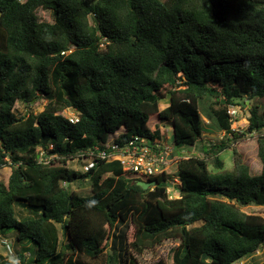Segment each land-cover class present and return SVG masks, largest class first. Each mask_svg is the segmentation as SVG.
Returning <instances> with one entry per match:
<instances>
[{
    "label": "trees",
    "instance_id": "1",
    "mask_svg": "<svg viewBox=\"0 0 264 264\" xmlns=\"http://www.w3.org/2000/svg\"><path fill=\"white\" fill-rule=\"evenodd\" d=\"M39 9L52 11L54 23L40 21ZM245 96L252 103L248 130L259 135V175L235 149L233 169H224L218 154L231 149L226 142L212 147L218 170L207 158H181L172 169L182 183L176 199L167 196L165 175L145 191L120 162L86 173L67 167L80 150L121 128L122 143L138 135L156 141L166 135L159 125L168 124L176 155L202 138L204 118L237 141L230 109L246 105ZM40 97L48 100L41 113L15 114L18 101ZM260 99L264 0H0V169L11 168L9 182L0 183V232L14 229L17 242L37 245L34 258L23 250L9 260L0 235V264H88L83 257L108 253V264H119L115 238L122 241L125 230L115 232L131 224L126 251L141 254L176 240L172 264L253 257L264 246V216L243 208L264 207ZM68 109L78 123L61 114ZM39 148L57 158L39 163ZM80 180L91 182V195L71 191ZM17 203L35 217L18 218ZM123 262L142 264L133 257Z\"/></svg>",
    "mask_w": 264,
    "mask_h": 264
},
{
    "label": "rangeland",
    "instance_id": "2",
    "mask_svg": "<svg viewBox=\"0 0 264 264\" xmlns=\"http://www.w3.org/2000/svg\"><path fill=\"white\" fill-rule=\"evenodd\" d=\"M168 1V0H163ZM38 17L40 21L42 22H48V23H54L55 18L52 11L39 9L37 11ZM244 99H246V105H243V101L240 102L241 106H236L232 110L233 114V130L236 132L238 136H240V139L237 141H229L232 138V135L229 136L228 134L220 131L217 129L211 122H209L207 119L204 118L205 121V131L201 139H199L194 147L191 148H185L182 149V152L180 154L182 159L189 158V157H202L207 158L210 168L212 170H218L215 165V155L213 154L212 147L215 145H220L222 143H225L228 145L231 149H226L221 151L218 154V158L222 162V166L224 169L231 171L233 169V162L235 155L233 154L234 149L237 151L238 155L243 158V161L246 165L249 166L250 174L251 175H259L262 171V163L260 162L258 158V144H257V137L259 136L256 132H250L248 130L250 122H249V116L250 112L249 109H251L252 103L247 100V97L245 96ZM254 104L256 101H252ZM243 103V104H242ZM259 103L261 106L264 107V99H260ZM48 104V100L44 97H40L38 100L33 101L32 103H26L23 101H18L15 105L14 112L18 117H26L30 113L33 114H39L41 113L46 105ZM169 106L168 99L163 101L161 103V109H165ZM65 115H74L76 114L73 110L68 109L65 112ZM166 129V134L171 139L172 129L168 124L165 125H159ZM124 132V128H121L116 133H122ZM115 133V134H116ZM172 140V139H171ZM173 142V141H171ZM67 167L70 170L82 172L83 166L78 161H71L68 163ZM176 166H173L170 170L172 173V169ZM11 175V168L9 166L4 167L0 169V183L7 184L9 182V178ZM71 191L77 192L81 194L82 196H89L91 195V182L89 180H80L72 182L69 186ZM175 194H178L177 190L174 192ZM15 211L18 218L23 219L26 217H35L34 213L32 214L25 205H20V203L15 204ZM244 211L248 213H259L264 216V207H257V206H250L243 208ZM127 227H129L127 229ZM60 230V239H61V248L65 247L67 248V244L69 242V239L67 235L63 232L62 228L59 226ZM125 230V231H123ZM134 227L133 225H119L117 234L121 233L123 231L122 235V241L118 239V237L115 238L117 240V248L119 249V264H124L123 260L127 257H133L136 258V260L139 263L142 264H153L159 261H164L167 264L173 263V252L174 250L179 246L180 242L176 240H167L164 241L161 245L151 248V249H145L144 252L139 254L136 250L131 248V251H126V236H128V242H132L134 239ZM1 238L3 240L7 239L11 241L14 245V252H21L25 250L26 252L31 253V257H35V253L37 250V245L35 243H19L17 242V235L18 232L14 229L6 230L3 232H0ZM112 240H109V244H111ZM124 244V248L120 249L121 244ZM113 246L115 245V242H112ZM4 247V246H3ZM3 247L1 246V253L5 256L6 252L4 251ZM110 247V246H109ZM18 249V250H17ZM109 249V248H108ZM110 252V251H109ZM121 252V253H120ZM15 255V253H14ZM12 255L9 260L15 259ZM109 253L104 255V257L100 260H91L88 258L83 257L82 259L88 264H108L109 261ZM236 264H264V246L261 247V249L253 256L247 259H243Z\"/></svg>",
    "mask_w": 264,
    "mask_h": 264
},
{
    "label": "built area",
    "instance_id": "3",
    "mask_svg": "<svg viewBox=\"0 0 264 264\" xmlns=\"http://www.w3.org/2000/svg\"><path fill=\"white\" fill-rule=\"evenodd\" d=\"M234 107L230 109V115ZM65 112V111H64ZM61 113L70 123L79 122L78 114L65 115ZM162 128V127H161ZM168 128H164L166 131ZM167 133V132H166ZM122 133L110 134L104 143L95 145L88 149L80 150L77 157L72 161H78L83 166L82 172L86 173L95 169L102 163L120 162L125 176L135 182H153L156 177L166 176V193L169 199L180 198V187L182 185L179 177L170 170L181 160L180 155L175 154L173 139L168 135H163L162 140H152L148 136H132L122 143ZM52 149V146L50 147ZM49 149V150H50ZM49 150L44 148L38 149V162L50 165L52 160L57 157L49 154ZM71 162V161H70ZM64 185L67 184L64 182ZM158 186H151L149 190L153 191ZM177 190L178 194H175ZM1 246L6 252L5 257L10 259L12 255L18 258L17 252H14V245L11 241L1 240ZM24 255L29 258L31 253L25 252Z\"/></svg>",
    "mask_w": 264,
    "mask_h": 264
},
{
    "label": "water",
    "instance_id": "4",
    "mask_svg": "<svg viewBox=\"0 0 264 264\" xmlns=\"http://www.w3.org/2000/svg\"><path fill=\"white\" fill-rule=\"evenodd\" d=\"M136 184H137V186H139L143 190L147 191V190H149V188L151 186L157 185L158 182L157 181H154V182H148V183H146V182L138 181V182H136Z\"/></svg>",
    "mask_w": 264,
    "mask_h": 264
},
{
    "label": "clouds",
    "instance_id": "5",
    "mask_svg": "<svg viewBox=\"0 0 264 264\" xmlns=\"http://www.w3.org/2000/svg\"><path fill=\"white\" fill-rule=\"evenodd\" d=\"M171 129H172V134H173V128L171 127ZM171 138L173 139V136H171ZM154 182V181H153ZM147 183V182H146ZM150 189V188H149ZM18 250V249H17ZM30 258V257H29ZM15 259H18V258H15ZM14 259V260H15ZM11 260H13V259H11ZM236 264V263H235Z\"/></svg>",
    "mask_w": 264,
    "mask_h": 264
}]
</instances>
